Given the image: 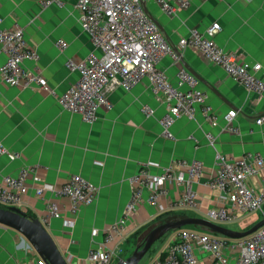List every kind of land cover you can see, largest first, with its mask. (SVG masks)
<instances>
[{
  "label": "crops",
  "instance_id": "crops-1",
  "mask_svg": "<svg viewBox=\"0 0 264 264\" xmlns=\"http://www.w3.org/2000/svg\"><path fill=\"white\" fill-rule=\"evenodd\" d=\"M63 1V6L43 7L42 0H0V28L14 24L24 28L29 45L39 52V59L27 60L25 66L40 71L58 92L65 91L78 78L76 71L66 67V59L79 60L93 48L80 24L77 0ZM143 4L171 43L187 35L192 27L204 30L218 22L220 29L215 39L219 45L242 61L261 63L259 75L264 79V0H191L190 7L175 16L166 14L155 0H143ZM59 39L67 42L64 49L57 45ZM5 59L0 46V62ZM180 59L201 76L200 87L207 91V102L220 117L218 123L212 125L201 111L194 118L181 115L172 126L174 138L165 137L160 124L167 104L153 96L146 79L131 90L116 88L110 92L109 106L99 108L94 123H87L80 114L62 108L56 98L41 87L11 86L0 81V144L20 154L15 159L7 154L0 156V180L7 174H16L24 165H34L45 182L59 186L71 174L80 173L97 186L94 201L76 213L71 212L67 197L57 198L62 215L50 217L48 221L44 220L46 202L54 197L50 191L38 195L31 186L22 203L12 207L40 221L69 264H86L90 247L104 239L105 228L121 215L131 194L130 178L143 164L158 172L173 159H202L204 171L194 185L199 195L198 207L181 211L186 215L208 217L220 194L208 184L216 153L231 158L248 151L264 154V123H256L264 114V99L191 47L179 49L178 62L169 55L161 58L159 65L173 82L183 66ZM144 103L155 108L154 115L146 116L141 111ZM229 108L238 112L235 124L239 133L227 130L221 117ZM206 132L215 136L214 145L209 143ZM249 183L262 189L264 168L251 176ZM169 188L170 194L160 199L163 206L179 193L175 186L169 184ZM146 195L147 192L129 218V231L121 243L123 251L112 264L125 258V249H133L144 233L159 221L158 217L168 211H180L161 209L149 203ZM249 215L229 227L243 230L254 224L256 217ZM175 234L176 231H172L159 246L153 245L140 264L161 254ZM18 237L24 238L17 230L0 225V264H39L40 258L18 246ZM234 243L225 250L233 259L237 253ZM32 251L37 255L34 249ZM196 253L199 262L209 261L200 248Z\"/></svg>",
  "mask_w": 264,
  "mask_h": 264
},
{
  "label": "built area",
  "instance_id": "built-area-1",
  "mask_svg": "<svg viewBox=\"0 0 264 264\" xmlns=\"http://www.w3.org/2000/svg\"><path fill=\"white\" fill-rule=\"evenodd\" d=\"M155 1L170 16L179 14L191 5V0ZM52 4L63 6L65 2L42 0L43 7ZM77 8L80 24L88 33L93 48L79 60L66 59V67L78 73L74 83L65 91L58 92L40 71L25 66L27 60L37 61L39 52L29 45L24 28L19 24L0 28L1 51L6 55V59L0 62V81L11 86L41 87L49 91L62 108L80 114L87 123H94L98 119L99 108L109 106L110 92L116 88L131 90L139 81L146 79L153 96L167 104L160 124L164 136L174 138L172 126L181 115L194 118L201 111L212 125H216L220 117L207 102L208 93L200 87L197 77L180 66L176 82H173L159 65L165 55L178 62L179 49L191 47L264 99V79L259 75L262 64L242 61L219 45L215 39L220 29L218 22L204 30L192 27L187 35L171 43L147 12L143 0H77ZM57 45L64 49L67 42L59 39ZM141 111L146 116H152L155 108L144 103ZM237 113L235 108H229L221 116L227 130L232 133H239L235 124ZM256 123H264V114L256 119ZM205 135L214 145L213 133L206 132ZM189 137L196 140L194 135ZM3 154L12 159L20 156L18 152H10L0 144V156ZM204 166L200 158L173 159L158 172L151 171L143 164L130 178L131 194L121 215L105 228L104 239L90 247L86 264H112L121 255V243L129 231V218L146 192L147 201L159 205L161 209H196L199 195L194 185L199 181ZM214 166L208 184L218 189L220 194L218 203L210 208L208 218L223 224L238 221L251 213L263 212L264 187L257 189L249 183V178L264 168L262 152L248 151L237 158L217 152ZM169 184L178 188L179 193L163 206L160 199L170 194ZM31 186L38 195L47 191L53 193L54 197L46 202L45 221L50 217H61L57 198L67 197L71 212L76 213L82 206L91 204L97 194V186L80 173L71 174L57 186L45 182L36 172V166L24 165L16 174H7L0 180V205H20ZM174 231L176 234L163 252L146 264H264V225L239 239L186 227ZM232 242L237 248L234 259L225 252ZM197 248L208 255L207 263L199 262ZM39 264L44 263L40 261Z\"/></svg>",
  "mask_w": 264,
  "mask_h": 264
},
{
  "label": "water",
  "instance_id": "water-1",
  "mask_svg": "<svg viewBox=\"0 0 264 264\" xmlns=\"http://www.w3.org/2000/svg\"><path fill=\"white\" fill-rule=\"evenodd\" d=\"M183 66L195 77L201 76L180 59ZM0 225L9 226L22 233L39 250L40 254L49 264H69L67 259L57 247L49 231L36 219L15 210L14 208L3 207L0 205ZM187 225L203 228L209 232L216 233L229 239H239L250 235L264 225V216L254 222L250 227L239 230L227 225L212 221L204 216L179 215L165 221L155 223L142 238L136 243L133 252L126 258L120 259L118 264H140L153 244L165 233L177 230Z\"/></svg>",
  "mask_w": 264,
  "mask_h": 264
},
{
  "label": "rangeland",
  "instance_id": "rangeland-1",
  "mask_svg": "<svg viewBox=\"0 0 264 264\" xmlns=\"http://www.w3.org/2000/svg\"><path fill=\"white\" fill-rule=\"evenodd\" d=\"M15 206V204H8V205H6V207H9V208H12V207H14ZM179 215H171V216H165V217H163V218H161V219H159V221L157 222V223H159V222H162V221H165V220H167V219H169V218H173V217H178ZM256 217V219L255 220H260L263 216H264V210H263V212H260V213H251L248 217ZM223 225H227V226H231L232 225V223H223ZM203 229V228H202ZM19 232V231H18ZM172 233V230H170V231H168L167 233H165L159 240H157L153 245H155L156 247L157 246H159L160 245V242L161 241H165L166 239H167V237H169V235ZM20 234H22L21 232H20ZM23 236V235H22ZM135 243V242H134ZM18 246L19 247H21L23 250H25V251H28V250H30L33 254H34V256H37L36 258H40V260L44 263V264H49L44 258H43V256L40 254V252H39V250L30 242V240L27 238V237H25L24 236V238L23 237H18ZM135 246H136V244H135ZM135 246L133 247V249H129V248H127V249H125V252L123 253V256L126 258V257H128L132 252H133V250L135 249ZM152 248V247H151ZM35 250V252H36V254L37 255H35V253L32 251V250ZM39 260V259H38ZM144 260V259H143ZM142 260V261H143Z\"/></svg>",
  "mask_w": 264,
  "mask_h": 264
},
{
  "label": "trees",
  "instance_id": "trees-1",
  "mask_svg": "<svg viewBox=\"0 0 264 264\" xmlns=\"http://www.w3.org/2000/svg\"><path fill=\"white\" fill-rule=\"evenodd\" d=\"M3 207H6V206H3ZM171 215H186V212H184V211H177V212H175V211H168L166 214H162L160 217H158V218H163V217H165V216H171ZM252 225V224H251ZM250 225V226H251ZM250 226H248V227H250ZM184 227H186V228H191V229H198V230H202V231H205L204 229H202V228H199V227H195V226H193V225H187V226H184ZM134 242H135V240H134ZM151 249V248H150ZM149 249V250H150Z\"/></svg>",
  "mask_w": 264,
  "mask_h": 264
}]
</instances>
